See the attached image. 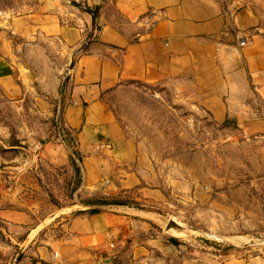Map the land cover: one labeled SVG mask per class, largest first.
Segmentation results:
<instances>
[{
	"label": "crops",
	"instance_id": "1",
	"mask_svg": "<svg viewBox=\"0 0 264 264\" xmlns=\"http://www.w3.org/2000/svg\"><path fill=\"white\" fill-rule=\"evenodd\" d=\"M39 37L57 39L74 52L55 113L68 144L56 138L36 148V161L26 155L28 168L16 186L36 195V202L25 204L37 209V197L49 186L39 165L53 169L59 183L73 179V152L79 180L65 196L68 205L49 214L58 234L39 228L17 264H264V247L258 254H246L245 246L218 255L188 253V244L151 231V224L161 228L168 220L159 223L154 211L171 193L194 201L197 189L192 180L162 175L144 143L124 132L105 101L122 83L169 82L221 127L264 136V0H39L29 13L0 17V90L8 100L25 94L18 80L28 90L32 81L14 39L28 44ZM241 38L246 45L238 44ZM211 203L222 231L235 230L237 222L244 229L229 241L249 244L247 229L264 241V206L255 219L236 221L233 207ZM0 216L17 224L32 217L8 209Z\"/></svg>",
	"mask_w": 264,
	"mask_h": 264
},
{
	"label": "rangeland",
	"instance_id": "2",
	"mask_svg": "<svg viewBox=\"0 0 264 264\" xmlns=\"http://www.w3.org/2000/svg\"><path fill=\"white\" fill-rule=\"evenodd\" d=\"M38 2L0 0V17L10 19L29 13ZM14 46L18 61L26 66L32 81L28 90L18 80L28 91L17 100H8L0 90V211L27 212L32 217L26 224H17L0 216V264H17L39 228L58 234L60 226H53L56 220H49V214L58 206L68 205L65 196L70 197L77 185L72 167L73 179L59 183L51 176L56 174L53 169L39 165L42 179L49 186L37 197L39 207L30 210L25 202H36V195L23 194L16 186L19 173L28 168L19 169L21 157L30 155L36 161L35 150L41 144L66 139L58 136L60 117L55 113L60 105L59 88L68 85L74 52L57 39L44 37L28 44L14 39ZM105 101L124 132L144 143L162 175L192 180L197 189L194 201L171 193L159 210H153L159 223V219L168 220L161 228L148 225L151 231H163L188 244L192 248L186 250L188 253L197 249L198 254L218 255L242 252L244 246L246 254L260 253L264 241L254 231H244L253 236L249 244L228 240L242 235L244 229L237 222L235 230L222 231L211 202L214 199L233 207L236 221L259 216L264 206V136L221 127L185 91L169 82L122 83L105 96Z\"/></svg>",
	"mask_w": 264,
	"mask_h": 264
},
{
	"label": "trees",
	"instance_id": "3",
	"mask_svg": "<svg viewBox=\"0 0 264 264\" xmlns=\"http://www.w3.org/2000/svg\"><path fill=\"white\" fill-rule=\"evenodd\" d=\"M71 3H72L73 5H78L82 10L87 11V12L91 13L92 15L95 14V10H94L93 8H89V7L86 6V5H82L81 3H76V2H74V1H71ZM132 82H133V81H132ZM62 140H63V142H64L65 144H68V140L66 141L65 138L62 139ZM73 154H74V156H77L75 152H73ZM74 156H70V166H71L72 169L74 170L75 178H76V181L78 182V180H79V169H78V167H77V165H76V162H75ZM77 182H76V183H77ZM77 184H78V183H77ZM74 188H75V187H74ZM74 188H73V189H74ZM112 202H113V203H117V204H119V203H121V204L126 203V201H124V200H112Z\"/></svg>",
	"mask_w": 264,
	"mask_h": 264
},
{
	"label": "built area",
	"instance_id": "4",
	"mask_svg": "<svg viewBox=\"0 0 264 264\" xmlns=\"http://www.w3.org/2000/svg\"><path fill=\"white\" fill-rule=\"evenodd\" d=\"M222 1L227 5V4H232V3L242 4V3H244L245 0H222ZM238 44L240 46H244L247 44V40L245 38H241L239 40ZM57 130H58V136L63 137L65 132H64V129L61 127L60 124L58 125Z\"/></svg>",
	"mask_w": 264,
	"mask_h": 264
},
{
	"label": "water",
	"instance_id": "5",
	"mask_svg": "<svg viewBox=\"0 0 264 264\" xmlns=\"http://www.w3.org/2000/svg\"><path fill=\"white\" fill-rule=\"evenodd\" d=\"M74 56V55H73ZM72 61H73V57L71 58V63H70V67L72 66ZM30 158L29 159H26V157H21L19 159V169L22 170V169H25L28 165V162H29Z\"/></svg>",
	"mask_w": 264,
	"mask_h": 264
}]
</instances>
